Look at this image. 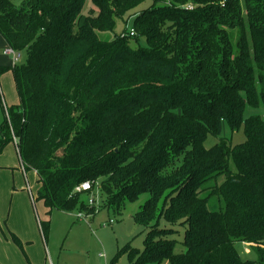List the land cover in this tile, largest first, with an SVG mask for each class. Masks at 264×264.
I'll return each instance as SVG.
<instances>
[{
  "label": "trees",
  "instance_id": "obj_1",
  "mask_svg": "<svg viewBox=\"0 0 264 264\" xmlns=\"http://www.w3.org/2000/svg\"><path fill=\"white\" fill-rule=\"evenodd\" d=\"M90 1L85 15L87 0H0V36L26 59L0 66L19 100L0 151L14 143L36 173L33 202L88 217L84 182L121 206L148 194L132 216L143 249L120 251L129 264H264V0ZM146 1L135 36L99 38ZM247 106L262 113L244 118ZM225 123L245 141L223 138Z\"/></svg>",
  "mask_w": 264,
  "mask_h": 264
},
{
  "label": "rangeland",
  "instance_id": "obj_2",
  "mask_svg": "<svg viewBox=\"0 0 264 264\" xmlns=\"http://www.w3.org/2000/svg\"><path fill=\"white\" fill-rule=\"evenodd\" d=\"M10 1L18 6L23 0ZM150 5V1L139 5L125 16V21H115L114 33H99V38L109 41L115 35H119L120 38L127 37V32L132 29L136 15ZM91 8V1L87 0L84 6V14H89ZM144 44V40L139 38L137 45L143 46ZM133 46H136V44H133ZM5 48V42L0 36V57L9 62L10 60L3 53ZM20 55L21 58L16 63L17 65L26 63L25 56L22 53ZM3 84L11 96L14 94L13 103L18 104L12 76L8 77L7 73L1 75L0 86ZM13 103H9V99L6 100V105ZM254 113H262V111L257 112L247 106L244 111V118ZM0 115H3L1 106ZM2 121L3 117L1 116L0 124ZM222 137L226 138L233 146L243 143L245 141L243 126H240L237 132L231 133L229 126L226 123L223 124ZM216 142V139L209 137L205 146L211 147ZM62 152L63 149H59L56 155L60 157ZM222 180V177H220L218 183ZM27 187L31 188L30 190L34 195L36 190L34 174L32 172L22 173L15 147L12 143L11 145L7 144L0 151V264H26L25 258L28 255L25 253V256L23 253L25 246L23 245L24 249L13 246L8 235V231H10L8 223L14 229H19L20 222L27 220L24 214L26 206L23 202V193L28 199L32 221L35 222V225L36 218L40 221H49L45 249L41 250L40 243L36 242L31 248L34 253V262L40 259L45 264H129L126 254H120V251L127 245L140 251L143 249V241L146 238L148 229L136 224L132 216L139 211L140 207L149 198L148 194L141 195L137 202L125 203L124 206H121L112 202L99 190L94 203V215L79 220L77 218L79 211L72 214L53 211L48 218L42 203L37 202L32 205L28 197L27 189L29 191V188ZM109 201H111L110 204ZM210 206L212 209L217 207L213 202L210 203ZM82 214L85 216L84 213ZM109 221L113 223L109 225ZM160 227L178 230L180 236L175 235L173 239H182L184 227L169 225L165 222H161ZM30 231L29 234L33 238L38 237L37 226L35 228L32 226ZM235 249L241 260H255V254L245 243H235ZM28 260L31 263L29 257Z\"/></svg>",
  "mask_w": 264,
  "mask_h": 264
},
{
  "label": "crops",
  "instance_id": "obj_3",
  "mask_svg": "<svg viewBox=\"0 0 264 264\" xmlns=\"http://www.w3.org/2000/svg\"><path fill=\"white\" fill-rule=\"evenodd\" d=\"M5 45L7 47V44L6 43H5ZM4 56L6 58H8L10 61L9 62H6L7 60H5V59H3V58L0 57V66H3V65H5V66H13L14 64H13L11 58L9 56H6V55H4ZM5 62H6V64H5ZM10 75L12 76V74L10 72H8L7 73V76L10 77ZM12 81H13V78H12ZM13 85H14V83H13ZM0 87L2 88V90L0 88V93H1V98H2V113H3V115H0V119H1V116H2L3 117V121H4V110L3 109L5 107H11V106H15V105H18V104H14L13 103L14 102V99H15L14 94H12V96H11L10 92H8V89L6 88V86L4 84L1 85ZM14 89H15V87H14ZM7 99H9V103H13V104L6 105V100ZM18 103H19V100H18ZM3 121H2V123H3ZM1 124H0V126H1ZM9 145H11V143H9ZM12 145L15 147V144L14 143H12ZM20 168H21V165H20ZM21 171H22L23 174H27L22 168H21ZM32 174H34V178H35V182H36V190H35V194H36V191H37V189L39 187L38 184H37V175H36L35 172H32ZM27 188L31 189L30 187H27ZM27 192H28V189H27ZM28 197H29L30 202L32 203V205H34L35 203H37V202H33L31 200V197L29 195V192H28ZM23 202H24V205L26 206L25 207V213L24 214H25L27 220L25 222H20L19 229H14L13 227L10 226V223H8V226H9L10 231H8V230L7 231H8V235H9V238H10V243L13 246L17 247L12 242V240H11V236H14L16 239H18L20 241L22 249L25 248V250H23V253H24V255H25V253H27V255H28L29 259L31 260V263L32 264H36V263L37 264H45V262H41L40 259H39V261L34 262V258H33L34 257V253L31 251V248L34 245V242L40 243L41 250L42 249H45V246H46V243L45 242H46V237L47 236L44 238L43 235L41 234V231H40V228H39V224L42 223V222H45V221H40V220H38L36 218V220H35L36 221V225H35V222L32 221L31 210L29 208V202H28V199H27L25 193H23ZM40 203H42V202H40ZM45 211H46V216L49 218L50 215H51V213L53 211H51L49 214H48V210L46 208H45ZM60 213H63V212H60ZM65 214H69V213H65ZM70 214H72V213H70ZM47 223L49 224V221ZM32 226H33V228H35V226H37V228H38L39 235L36 238H33V236L29 234L31 232L30 231V228ZM28 228H29V230H28ZM23 245L25 246L24 248H23ZM28 257L25 258L26 259V264H31L29 262V260H28ZM42 261H43V259H42Z\"/></svg>",
  "mask_w": 264,
  "mask_h": 264
},
{
  "label": "built area",
  "instance_id": "obj_4",
  "mask_svg": "<svg viewBox=\"0 0 264 264\" xmlns=\"http://www.w3.org/2000/svg\"><path fill=\"white\" fill-rule=\"evenodd\" d=\"M186 8L188 10H191L192 9V6H187ZM127 35L129 37L135 36L134 30L133 29H129V31L127 32ZM3 53H4V55L9 56L11 58L13 64H16L20 60V58H21L20 53H18L17 51L13 50L9 46H7L4 49V52ZM76 191L77 192H83V193H90V195L88 197V205H89V207L94 206V203H95V201L97 199V193L99 191L98 189L93 190L92 187H91V184L89 182H84L78 188H76ZM28 192H29V195L31 197V200L33 201V198H34L33 196L34 195L30 191V189H29ZM77 218L79 220H84V219H86V216H83L82 213H78ZM112 223H113L112 221H109L108 224L111 225Z\"/></svg>",
  "mask_w": 264,
  "mask_h": 264
}]
</instances>
